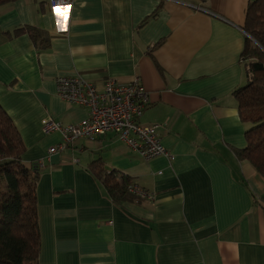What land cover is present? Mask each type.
Masks as SVG:
<instances>
[{
	"label": "crops",
	"instance_id": "obj_1",
	"mask_svg": "<svg viewBox=\"0 0 264 264\" xmlns=\"http://www.w3.org/2000/svg\"><path fill=\"white\" fill-rule=\"evenodd\" d=\"M250 1L74 0L64 31L49 0L0 7V105L38 168L39 264H264V175L238 155L250 127L236 97L250 80ZM27 27L48 45L16 33ZM77 75L99 88L139 76L149 95L140 122L158 125L175 159L145 158L116 132L49 154L62 136L43 119L89 115L57 93L58 78ZM98 168L153 196L110 195Z\"/></svg>",
	"mask_w": 264,
	"mask_h": 264
},
{
	"label": "trees",
	"instance_id": "obj_2",
	"mask_svg": "<svg viewBox=\"0 0 264 264\" xmlns=\"http://www.w3.org/2000/svg\"><path fill=\"white\" fill-rule=\"evenodd\" d=\"M13 1L0 0V7ZM18 30L16 33L27 31L35 42L41 40L46 43L45 47L48 45V38L36 27ZM245 30L254 39L248 38L242 54L243 60L248 61L250 80L236 91V97L241 117L250 127L246 131L247 144L238 155L264 175V0L250 1ZM250 58L255 60L249 62ZM25 151L13 119L0 105V264L40 262L41 232L36 194L39 174L37 167L23 161ZM98 163L101 161L92 164L98 167ZM93 174L104 183L110 195L121 193L138 197L131 191L134 184L131 176L105 168H98Z\"/></svg>",
	"mask_w": 264,
	"mask_h": 264
},
{
	"label": "built area",
	"instance_id": "obj_3",
	"mask_svg": "<svg viewBox=\"0 0 264 264\" xmlns=\"http://www.w3.org/2000/svg\"><path fill=\"white\" fill-rule=\"evenodd\" d=\"M69 2L72 5L74 0ZM57 93L66 101L86 106L89 115L80 123L70 124L51 117L43 119L41 127L45 133L58 132L62 136V142L50 147L49 154L65 150L81 137L95 140L112 131L145 158L164 156L171 161L175 159V155L162 143L158 125L140 122L149 95L139 76L126 84L109 78L102 88L82 75L60 77L57 80ZM131 191L138 197L153 196L152 192L136 184L131 186Z\"/></svg>",
	"mask_w": 264,
	"mask_h": 264
},
{
	"label": "clouds",
	"instance_id": "obj_4",
	"mask_svg": "<svg viewBox=\"0 0 264 264\" xmlns=\"http://www.w3.org/2000/svg\"><path fill=\"white\" fill-rule=\"evenodd\" d=\"M49 4L52 7L55 29L57 31L67 30L69 21L68 16L65 14L64 10H67V12L70 11L71 4L69 0H59L58 3L56 2V0H49ZM57 8H59L60 11H57Z\"/></svg>",
	"mask_w": 264,
	"mask_h": 264
},
{
	"label": "rangeland",
	"instance_id": "obj_5",
	"mask_svg": "<svg viewBox=\"0 0 264 264\" xmlns=\"http://www.w3.org/2000/svg\"><path fill=\"white\" fill-rule=\"evenodd\" d=\"M247 34H248V36H249V38H250V40H253L254 41V39L252 38V36L247 32ZM251 60H255V58H250L249 59V62L251 61ZM141 80V79H140ZM132 82V81H131ZM121 83V82H120ZM126 84V83H125ZM42 122V121H41ZM1 185V184H0Z\"/></svg>",
	"mask_w": 264,
	"mask_h": 264
},
{
	"label": "snow or ice",
	"instance_id": "obj_6",
	"mask_svg": "<svg viewBox=\"0 0 264 264\" xmlns=\"http://www.w3.org/2000/svg\"><path fill=\"white\" fill-rule=\"evenodd\" d=\"M64 11H65V14H66L67 10H64Z\"/></svg>",
	"mask_w": 264,
	"mask_h": 264
}]
</instances>
